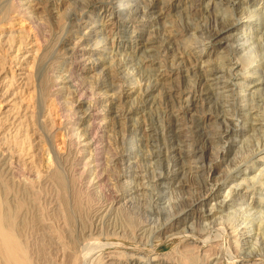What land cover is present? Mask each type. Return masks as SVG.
I'll list each match as a JSON object with an SVG mask.
<instances>
[{
	"label": "rangeland",
	"instance_id": "obj_1",
	"mask_svg": "<svg viewBox=\"0 0 264 264\" xmlns=\"http://www.w3.org/2000/svg\"><path fill=\"white\" fill-rule=\"evenodd\" d=\"M14 1L10 0L8 7L12 21H5L0 25V114L3 115L2 117L6 114L15 116L16 125L19 123H23L24 126L29 124L30 130H36L35 123L40 119L41 126H44L42 131L46 133L47 130H51L53 133V150L56 159L54 161L53 154L47 155L49 146L45 139L35 135L31 137V133L29 134L37 146L27 152L28 156H23L27 168L25 175L29 171L34 173L40 170L44 177L50 178L46 184L38 182L34 184V193L39 192L38 197H40L38 210L31 207L30 204L28 205L27 202L25 205L23 201H20L22 207L14 215L16 217L14 229L27 247L33 264H57L64 242L70 244L74 242V245L71 244V246H74L76 250H81V247L88 248L89 257L85 264L88 262L89 264H102L107 261L109 255L119 259L125 253H143L144 245L138 244L139 241L133 237L139 227L149 226L148 228L153 227L152 229L155 230L159 226L160 232H164L173 219H170L169 212L173 211L172 213L176 214L175 219L179 220L185 217L186 211L195 209L194 206L197 204L195 202L199 200H206L205 208L208 209L215 202L224 198L228 189L235 184L226 173L228 162H232L231 176H237L240 167V174L246 172L245 176L250 178L247 183L242 185V192L245 191L244 187L253 183V177L264 167V159L258 162L264 156V151L254 156L253 162L257 161L258 163L256 167L249 170L252 172L249 175L247 170L244 172V166L239 165L236 170L233 166H237V162L239 163L249 151L264 145V91L258 93L262 102L258 99V102L261 103L254 105L256 107L255 114L260 113L262 117L259 114L258 118H260H256V121L241 124L237 129L231 130L235 122L229 121L230 114H224L226 103L221 96H228V93L225 91L226 89L221 90L222 85L218 84H221L224 79L206 83V80L209 79L207 76L209 71H217L221 68L229 69L232 65L239 66L241 63L239 59L243 53L242 45L239 46L236 40L240 38V35H251V31L235 27L234 21L240 17L244 18L241 22L247 23L248 21L245 15L238 13L239 10L236 11L235 16L234 14L231 16L229 13L219 14L214 8L209 11L204 10L203 5L197 10V6H194L190 0L166 1L163 6L167 9L158 5L155 6L156 8L154 7V11H150L153 12L151 17L154 22L147 24L148 30L144 31V40L137 38L139 43L144 41L143 49L140 51H138L139 49H127L109 54L101 53L100 47L98 49L90 47L87 53L92 56L91 59L98 58L101 59V62L96 68L85 73L89 65L88 60H85L80 63L83 67L81 72L73 71L74 77H77V73L81 76L78 83L83 84V87L80 88L85 89L84 97L89 105L93 104L95 99H99L100 93V97L105 96L103 94L106 93L107 98L116 99L113 105L108 107L114 114L110 115L107 123V133L102 137L97 134L99 135L96 137L98 141L102 138V141H109L113 138L110 142L113 141L114 144L121 132L132 128H136L143 138L142 146L134 148L133 154H130L131 157L132 155L134 157L131 169L139 176L136 182L138 192L133 194L131 199L122 200L123 188L117 178L119 170L116 168L114 171L106 173L102 189L98 188L96 191L87 192V181L80 176L84 169V162H81L76 147L69 146L64 135V125L70 117L71 121L77 123L79 121L76 120L77 118L85 117L88 114L90 116L97 114L90 112L84 116L81 115V113H85L86 107L79 114H70L73 112L72 108L79 95L72 86L68 85L70 87L66 89L63 101L56 99L49 89V75L59 68L62 61L56 45L64 24L69 27L67 31H71L74 25L82 23L81 33L83 34L87 31V27L92 25L94 16L102 3L110 1L111 4L114 3V6H117V0H64L59 14L55 10H51V12L45 10L46 0H29L37 8L36 17L34 16L36 26H33L35 23L30 22L27 18L19 17ZM263 6V1H255V10ZM157 8L158 10H156ZM159 11L160 13H158ZM226 25L227 28L221 35L220 44L209 46L207 44L209 35ZM251 25L258 26V22H253ZM116 31L120 32L119 35L117 34V42H126L125 28H119ZM92 43L94 41L90 42V44ZM203 45H206L205 51L211 53V59L209 58L211 63L202 67L198 66L195 54L200 51ZM134 69L137 73L134 79H138V82L140 81L144 87L143 91L145 90L142 97L131 94L132 83L136 81H132L130 78ZM242 80V77L234 79L232 84L235 89L240 88ZM228 81L230 83V80ZM257 81L258 76L249 80L253 84ZM87 101L86 105H88ZM106 105L107 102L105 105L99 106V111L105 109ZM244 106L245 103L242 102V99H238L235 103L236 110H242ZM15 113L16 115H14ZM99 115L93 117L103 118L104 114L101 112ZM225 118H228V123ZM46 120L48 121L46 122ZM261 126H263L262 129ZM225 127L229 129L227 132H224ZM95 133L92 134V137ZM38 134L41 135V133ZM214 137L230 139L228 152L225 154L226 162L213 161L216 155H213L212 150L217 147L212 141ZM231 139L234 140L232 144ZM11 142L13 143L12 139ZM113 148L114 151H122L124 155L130 151L127 144L117 150H115L116 147ZM126 158L128 159V156ZM48 165H53V169H56L52 177H49V174L45 172ZM211 167L213 173L208 171V168ZM31 178H34L33 175ZM219 178L222 179L220 183L224 182V186L221 187L220 195L214 197L215 188L213 189L212 185ZM18 179L16 177L15 181ZM236 180L239 183L240 176H237ZM263 180L264 176L261 181L263 182ZM107 191L108 195H104V193L107 194ZM250 191L248 190V192ZM6 194L7 192L3 196L4 200H6ZM13 194H15L14 189L7 197ZM16 195L21 200V197ZM245 198L248 204L262 203L264 207V194L259 196L258 194L252 195L250 192V195ZM169 203L172 206L171 210L167 208ZM102 206H111L103 215L104 217L100 216L96 219L102 223L100 224L102 233L96 234L95 238L88 239L90 240L88 241L87 227L92 222L96 209H100ZM144 229L146 230V228ZM97 235L99 236L97 237ZM83 236L88 244L87 241H84ZM185 241V235L171 238H168L167 235L155 239L149 249H154L153 252L161 257L170 253L174 254L170 255V258L178 261L180 252H183L185 247L191 246ZM110 243L116 247L108 245ZM203 246L202 250H206V245ZM55 251H58L56 254L58 257L55 255ZM175 251L177 253L179 251V253L177 254ZM97 260L100 261L97 262ZM257 262V264H262L261 261ZM184 264H190V262ZM224 264H228V262Z\"/></svg>",
	"mask_w": 264,
	"mask_h": 264
},
{
	"label": "bare ground",
	"instance_id": "obj_2",
	"mask_svg": "<svg viewBox=\"0 0 264 264\" xmlns=\"http://www.w3.org/2000/svg\"><path fill=\"white\" fill-rule=\"evenodd\" d=\"M166 1L172 2L174 0H117L118 2L117 6H114V3L111 4L110 1L109 2L105 1L98 8V11L94 16V20L91 23L92 25L90 27H87L88 28L87 31L84 32L83 34L81 33L82 23L79 22L80 20L78 21L79 23L73 26V29L71 31H67L69 27L65 24L62 27V32L61 35H59L58 37L59 41L56 45L57 51H59L62 61L60 63L59 68L54 72L51 71L52 74L49 75V80H50L49 89L53 92L56 99L63 101V99H65L64 96L66 94V89L70 86L74 88L75 92L78 93L79 95L76 94L78 95V100L77 101L75 100L76 103L72 108V111L74 113L70 112V114L72 115L79 114V112H81L82 109L85 107H86L85 108L86 110L84 111L85 113L84 114L81 113V115L83 116L90 112L93 114L95 112V114L97 115L101 114V112L104 114L102 116L103 118H97V117L95 118L93 116H97V115L90 116V114H88L85 117L79 119L77 118L76 120H79L77 121V123L71 121V117H70L69 119H67L66 125H64L65 126L64 135L68 140L69 146L76 147L81 162H84V169L80 176L82 179H86L87 181V187H86L87 192L96 191L98 188L102 189L101 187L105 182L106 173L111 170L114 171V168H116L119 170V172L117 171L119 174V177L117 178L119 182L122 183L121 187L123 188L122 200H127V198H130L133 196V194L137 193L138 185L136 184V182L139 176L135 174L136 172L133 169H131L134 163L133 162L134 157L133 155L131 157L130 154H133L132 151L134 148L137 149L142 146L141 142L143 138L139 135V131L136 128H132L130 130L127 129L124 132H121L119 135L120 137L119 138L117 137V139H115L114 144L113 141L112 143L110 142V140H112L113 138L110 139L109 141H105V140L102 141L103 138L98 141L96 137L99 135L97 134H100L102 137L103 134L105 135L107 133L106 132V130H108L107 123L109 122V118L114 114L108 107H110V105L112 106L116 99L114 98L110 99L109 97L107 98L106 93L103 94L105 96L100 97L101 94L100 93L98 96L99 99L98 100L95 99L96 101L93 104L90 103L89 105L87 99L84 97L85 89L82 90L83 88L82 89L80 88L83 87L82 86L83 84L80 85L78 83L80 82L81 76H79L77 73V77H74L72 73L74 70L81 72L83 67L80 65V63L84 62L85 60L86 61L88 60L89 62L88 63L89 65L85 70V73H88L94 68H96L98 64L101 62V59L98 58L91 59L92 56H90V54L87 53V51L89 52L90 47H95V48L97 47V49L98 47H100V49L102 50L101 53L106 52L109 54H112L114 51L119 52L122 50L125 51L127 49L130 50L139 49L138 51L143 49L145 47L143 43L144 41L142 43H139L137 38L142 39L143 34H145L144 31L148 30L147 24H149L150 22L152 23L154 22L151 17V14L153 12L151 13L150 11H154L156 8L155 6L158 5L159 6L162 5V7L165 8L163 4ZM255 1L256 0H224V1L223 0H190L191 3H194V6H197V10L198 8H200L201 5H203L204 7L202 8H204V10L209 11L210 9L214 8L215 10H217L219 14L229 13V15L231 16L233 14L235 16L236 11L239 10L238 13L245 15L246 16L245 18L248 20L247 23H243L241 21L244 18L240 17L234 21L235 27L237 28L242 27V29L244 28L245 30L251 31V35L249 36L240 35V38L236 40L239 43V46L240 44L242 45L241 51L243 53L239 59V61L241 62V63L239 62L240 65L237 66L235 64L236 66L232 65L229 69L221 68L217 71H212V72L209 71V74H207V76L210 80L209 79L206 80L207 83V81L218 82V80H220L221 78L224 79L223 82H221V84L220 83L218 84L220 86L222 85L221 90L226 89L225 91H227L228 93L227 94L228 96L226 95H221V96H223L224 102L226 103L224 114L225 113H227V115L230 114L231 120L229 119V121L235 122L232 125L231 130L237 129L241 124H246L251 121H256V118H258V116L261 115L260 113H259L260 115L255 114L256 107H254V105L256 103L262 102V99L259 98L258 93L264 91V6L262 8L255 10L254 8ZM261 1L264 2V0ZM63 2L64 0H46L44 6L45 10L48 12L49 11L51 12V10L53 11L55 10L57 11L56 13L59 14L61 7L64 5ZM14 3H16L19 17L21 16L23 18H27L30 22L35 23V25L33 24V26H36V21L34 16L37 8H35L32 5V2L30 3L29 0L27 1L15 0ZM9 5H10V0H0V25L5 21H10L12 19L9 13L10 10L8 9ZM156 10H158V8ZM167 11L169 13V9ZM232 11L233 13H231ZM158 13H160V11ZM253 22H258V26H252L251 24ZM38 24L39 22L37 23V25ZM123 27L125 28L127 40L126 42L123 43L117 42L116 38L118 37L120 32L116 31V29ZM225 28H227V25L226 27L225 26L222 27L220 30L217 29L218 31L215 32L213 31V33L209 35L210 38L207 39L208 40L207 44L209 46L212 44L213 45L220 44L222 38L221 35L223 34ZM142 40H144V38ZM92 41H94V43L90 44V42ZM205 46L206 45H203L200 51H198L195 54V57L197 58L198 66H202V67L211 63L209 60L211 53L205 51ZM123 62L125 63L124 59ZM136 74L137 73L135 72V69L132 70V74L130 75L132 81L136 80L134 79ZM255 76H258V81L256 83L254 82V84L250 83L249 80L251 78H254ZM241 77L243 79L241 82L242 84L240 88L238 87L235 89L234 88L235 86L234 84H232V82L234 81V79ZM228 80H230V83ZM135 82L138 84L135 85L136 84ZM135 82L133 83L131 82L132 85L134 86L133 87L131 85L133 87V88L131 87L132 90L131 94L133 95L135 94L138 95V97H142L144 95L143 92H145V90L143 91L144 87L142 84H140L141 83L140 81L138 82V79ZM70 89L73 90L72 88ZM71 90L69 91L70 93ZM7 93L8 91L6 92V94ZM238 99H242V102L245 103V106L242 110H236L235 108V103L236 101H238ZM258 99L261 100V102H258ZM85 100L87 101L88 105H86ZM105 102H107L105 109L99 111V106L105 105ZM27 112L29 111L27 110ZM96 112H100V113L98 114ZM14 115H16V113ZM2 116L0 114V264H33L32 261L33 259H31V256L27 251L28 250L27 247L21 241L20 237L16 234V231L14 229L15 226L14 219L16 218L14 217V215L16 214V211L22 207L20 204L22 201L23 204L25 203L26 205L27 202L28 205L30 204L31 207L33 206L35 209L38 210V208L40 207L39 206L40 197H38L39 196L38 190H37L38 192L37 194L34 193L35 191L33 190V187H35L34 184H36L37 182L46 184L50 180V178L44 177L43 176L44 174L42 173L43 174L42 175L40 170L34 173L29 171L28 172L29 174L27 173V175H25L27 168L23 156L24 155L28 156L27 152H29L35 146H37V143H34L35 140L33 141L29 136V134L31 133V137L35 135V136H40L41 138L46 140L47 142L46 144H48L49 146L47 155L53 154L55 161L56 159L53 150L54 136L51 130H47L46 133L42 131V128L44 126L43 127L41 126L42 122L39 121L40 119L38 120V122L35 123L36 130L32 128H31L32 130H30L29 124L26 125L25 123L26 126H24L23 123H19L18 125H16L17 119H15V116H12L11 114L8 115L6 114L4 117ZM46 119H47V114H46ZM227 120L228 118L226 119V121ZM47 121L48 120H46V122ZM263 126H261V129L263 128ZM225 128H224L225 129L224 132H227L229 129L227 127ZM95 130L98 132L95 133L94 132ZM38 133H41V135ZM93 133L95 134L92 137ZM11 139L13 143L11 142ZM212 141L217 146L216 148L214 147V149L212 148L213 149L212 151L214 152L213 155L214 156L216 155L213 161L216 160L218 161L217 163H221L223 161L226 162L225 154L226 152H228L230 139L229 138L226 139L224 137H219V138L214 137ZM232 143H234L233 139H231V144ZM126 144L129 146L130 149V151L126 155H124L122 151L121 152L119 150L114 151L113 147H116L115 150H117L118 148ZM262 151H264V145H262V147L260 148L258 147L256 150L249 151L246 156L242 157V160L239 163L237 162L236 164L237 166H233V167H235L236 170V168H238L239 165H242L244 166L243 168L244 172L247 170L248 175L251 174L252 172H250L249 170L252 169L253 167H256L257 163L264 159L263 156L262 158L259 159L258 162L257 161L253 162L254 156H256L259 153H262ZM126 156H128V159L126 158ZM231 168H232V162H228V166L226 167V173L227 176L230 177V180L235 182V184L228 189L227 191L228 193L224 196V198L221 201L215 202L214 205L206 209L205 208L206 200L198 199L199 201L197 200L198 202H195L197 203L194 206L195 209L186 211L185 217L179 220L175 219L176 214L172 213L173 211L169 212L170 215L169 214L168 215L170 219L171 218L173 219H171L172 222L167 226L164 232H160L159 226H157L158 229L156 228L155 230L152 229L153 227L148 228L149 226L139 227L136 230V232H134L135 234L133 237H135L136 240L139 241L138 244L144 245L145 247L144 252L133 253V254L125 253L123 254V257L119 259L112 257V255L111 256L109 255L107 261L106 262L104 261L105 263L103 262L102 264H184L187 262H190V264H224L226 262H228V264H234V263L257 264L258 263L257 261H261L262 264H264V207L262 203L252 202L248 204L245 198L247 195H250V192H252V195L258 194L259 196H262L264 194V180L263 182L261 181L262 177L264 176V167L259 171V173L256 176L253 177L254 179L252 180L253 183L251 185H248L249 187L248 186L244 187L245 191L243 192L241 187L242 185H244V183H247L250 180V178L245 176L246 172L240 174L239 172L240 167H239L238 169L239 173L237 172V176H240V180L238 183V180H236L237 176L235 177L233 175L231 176L230 173V171L232 170ZM55 170L56 169H53V165L52 166L48 165V167L45 168V172L49 174V177H52L54 175ZM208 171L209 173H213L212 167L208 168ZM32 175L34 178H31ZM227 176L224 178L225 180L227 179ZM16 177L17 179L19 178L17 181H15ZM221 180L222 179L220 178L216 179L215 181L216 183L212 185L213 189L215 188L214 197L220 195L221 187L224 186L223 184L224 182L220 183ZM12 188L15 190V194L7 197L9 193L13 191ZM248 190L251 191L248 192ZM5 192H7L6 200H4L3 198ZM99 192L101 193V190ZM16 194H18V196L21 197V200L18 199ZM104 195H108V191L107 194L104 193ZM233 197L235 198L233 199ZM110 207L102 206L100 209H96V213H95L96 215L95 214L93 215V219L95 220L92 219V222H90L89 226L87 227L88 237L85 236L87 237V240L88 239L92 240L93 238H95L94 236L96 234L100 232L102 233L100 227V224L102 223L100 221H97L96 219L99 218L100 216L105 215ZM167 208L168 210L172 209L170 203L167 205ZM97 215L98 217H96ZM144 228H146V230ZM167 235L168 238L185 235V240H186L185 243L188 242V244L191 245L189 247H185L183 252H180V254L178 255L180 259H178V261L170 258L171 253L167 254V256L165 255L161 257L153 252L154 249L152 248L149 249L150 246H152V243L155 239L163 238ZM98 236L99 235H97V237ZM59 238L61 239V237ZM87 240H85L84 238V241ZM95 242L97 241L95 240ZM73 243L71 242L72 245H74ZM79 243L81 242L79 241ZM71 244L68 242H64L63 250L57 264L86 263L89 257L88 248L86 247L82 248L81 245L80 246L81 250H76V248L74 246H71ZM199 244L201 245L200 247ZM108 245L116 247V245H113L112 243ZM203 245H206L207 247L206 250H202L204 248ZM59 246L61 245L59 244ZM57 252L55 253V255L57 254ZM99 261L100 260H97V262Z\"/></svg>",
	"mask_w": 264,
	"mask_h": 264
}]
</instances>
